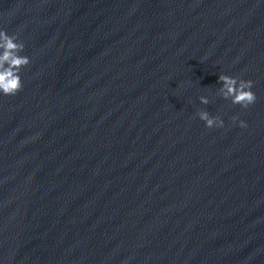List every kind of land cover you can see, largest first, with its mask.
Returning a JSON list of instances; mask_svg holds the SVG:
<instances>
[{"label":"water","instance_id":"95a60500","mask_svg":"<svg viewBox=\"0 0 264 264\" xmlns=\"http://www.w3.org/2000/svg\"><path fill=\"white\" fill-rule=\"evenodd\" d=\"M3 30L0 264H264V0H0Z\"/></svg>","mask_w":264,"mask_h":264},{"label":"clouds","instance_id":"9594fccd","mask_svg":"<svg viewBox=\"0 0 264 264\" xmlns=\"http://www.w3.org/2000/svg\"><path fill=\"white\" fill-rule=\"evenodd\" d=\"M18 35H9L6 30L0 31V93L5 96H15L23 88L21 70L30 64V58L21 53L25 49L24 43H18ZM219 82L222 83L220 92L224 99H231L233 104L248 108L257 100L256 94L252 91L254 82L244 80L227 74L219 75ZM203 104H208L207 97L201 96ZM199 118L206 122L208 128L223 127L224 121L219 116H211L208 111L201 110ZM237 117H233L235 121ZM240 127H247L245 121H240Z\"/></svg>","mask_w":264,"mask_h":264}]
</instances>
